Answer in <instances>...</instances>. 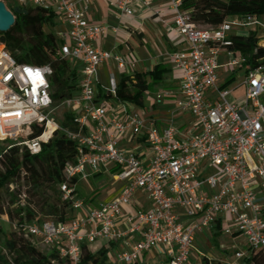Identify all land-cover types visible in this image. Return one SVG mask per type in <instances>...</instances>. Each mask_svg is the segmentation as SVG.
<instances>
[{
  "label": "built area",
  "instance_id": "2783aa9c",
  "mask_svg": "<svg viewBox=\"0 0 264 264\" xmlns=\"http://www.w3.org/2000/svg\"><path fill=\"white\" fill-rule=\"evenodd\" d=\"M15 1L19 7L30 4L46 12L52 9L67 26L65 33L55 35L56 56L78 64L80 77L78 94L61 103L75 110L72 123L76 129L61 128L53 117L49 93L51 67L19 64L0 43V142L4 151L16 146L36 156L56 131L75 143L77 150L75 163L66 165L58 187L60 200L75 215L68 222L8 221L12 229L57 252L69 264H80L82 246L98 241L122 243V249L106 264H137L155 251L163 256L164 264H186L195 250L197 234L211 231L222 217V233L237 234L245 243V251L234 252L233 260L224 264H241L251 254L264 252V219L254 193L255 188L264 190V65L246 70L240 102L231 99L230 90L216 84L220 52L226 54L230 67L246 68V58L231 49V31H262L264 20L230 17L217 27L202 29L182 10L183 0H167L172 27L184 45L169 55L172 68L180 72L179 98L164 129L150 125L145 130L138 113H127L125 120H106L107 105L95 102L94 84L102 65L108 63L124 73L135 70L137 61L93 45L108 29L87 19L90 0ZM114 8L120 16L132 17L136 9L147 10L149 2L116 0ZM207 90L212 91V99L206 98ZM115 92L111 75L106 93L114 96ZM170 95L165 91L156 95V101ZM177 115L193 119L186 137L174 126ZM50 123L53 129H49ZM34 125H43L44 130L30 138ZM144 130L147 156L118 148V136H139ZM203 161L214 170L206 178L199 174ZM101 169L123 186L115 198L87 206L77 198L76 185ZM73 179L76 184L71 183ZM204 185L218 190L208 196L202 191ZM138 191L146 195L150 207L124 214ZM183 219L192 222L184 224Z\"/></svg>",
  "mask_w": 264,
  "mask_h": 264
},
{
  "label": "trees",
  "instance_id": "16d2710c",
  "mask_svg": "<svg viewBox=\"0 0 264 264\" xmlns=\"http://www.w3.org/2000/svg\"><path fill=\"white\" fill-rule=\"evenodd\" d=\"M25 14H15L14 25L6 33H0L2 43L13 59L24 65H49L52 69L49 93L53 107L66 99L76 96L79 77L77 67L67 59L58 58L57 38L44 27L51 22L47 12L37 6L19 7ZM11 12L13 8H8ZM182 10L191 21L200 27L214 28L230 17L253 16L264 20V0H183ZM264 35V29L261 31ZM232 47L246 58V70L264 65V47L258 45L256 33L248 36H231ZM148 85L138 74L124 77L116 84L114 96H104L117 102L142 105L143 94ZM73 115L64 114L59 123L61 128L75 130ZM43 125L31 128L30 138L43 132ZM75 143L68 140L61 131L54 132L52 138L42 145L38 155L32 156L24 148L13 146L4 151L0 142V217L5 216L10 223H38L45 220L68 222L73 215L67 203L60 200L59 185L64 180L66 165L76 161ZM76 184V180L71 181ZM24 195V202L20 196ZM31 198V199H30ZM5 236V247L10 255L8 261L0 254V264H69L57 252L38 251L30 238L20 230L4 235L0 225V239ZM91 246H82L80 264H106L110 260V250L100 248L95 252ZM137 264H144L139 262ZM200 264H224L202 258ZM241 264H264V252L258 251L244 259Z\"/></svg>",
  "mask_w": 264,
  "mask_h": 264
},
{
  "label": "crops",
  "instance_id": "0c3cea01",
  "mask_svg": "<svg viewBox=\"0 0 264 264\" xmlns=\"http://www.w3.org/2000/svg\"><path fill=\"white\" fill-rule=\"evenodd\" d=\"M149 8L136 9V14L132 17L119 15L114 8L116 0H90L86 17L90 23L95 25H102L107 27V33L97 43H93L95 47L100 50L124 56L126 58H133L137 61L135 70L120 72L114 66L108 63L102 65L98 70L97 80L94 84L95 102L97 104H105L108 109L105 119H120L125 120L127 113L134 111L139 114L144 121L145 130L150 125L156 126L159 130L164 129L170 120V114L173 110L175 100L179 98L178 90L180 84V72L172 68L169 55L184 48L179 36L172 27L173 15L169 9L167 0H147ZM17 3V2H16ZM6 5V4H5ZM27 6H31L28 4ZM6 7H8L6 5ZM19 5L17 4V6ZM14 8V6L12 7ZM51 22L47 24L49 31L57 35L58 33H65L67 26L60 21L50 9L47 12ZM251 33H256L259 39L258 45L264 47V35L259 34L258 31L245 29L238 31L233 29L231 36H248ZM227 56L222 51L218 55L219 69L217 71V86L230 90L231 99L237 102L242 100L245 93L244 79L246 76V68L242 67L232 68L227 64ZM77 67V74L80 77V66L73 64ZM138 74L144 78L145 83L148 85L147 90L143 94L142 105H135L128 103L123 105L106 95V89L109 87V80L111 75L115 84H118L124 77H132ZM170 92L171 95L164 97L160 101H156V95L163 92ZM78 94V91H77ZM207 99L214 97L212 91L207 90L205 93ZM71 114L75 110L69 111ZM193 119L189 115L175 116L174 126L181 137H186L192 131ZM90 129V126H89ZM145 130L139 136H118V148L120 150L133 152L140 157L147 156L148 147L145 141ZM196 132V131H195ZM264 136V135H263ZM113 172V171H111ZM214 173L206 161H203L199 167V174L201 178H206ZM105 179L102 181V179ZM110 180L118 183L120 186L117 194L103 201L97 199H89V185L86 183H96L93 190L101 189V191L110 184ZM81 182V184H80ZM123 186V183L114 181L110 175L106 173L105 169H101L97 173H91L88 179L79 181L76 185V196L79 200L84 202L87 206H95L98 203L109 201L115 198ZM218 188L210 190L206 185L202 187V191L206 195L216 193ZM104 191V190H103ZM255 197L261 206V214L264 219V190L255 188ZM150 203L144 193L138 191L134 197L131 208H126L124 214H130L133 210H147ZM75 215V213H73ZM184 224L192 222V220L183 219ZM123 230V226L118 227ZM223 221L222 217H218L211 231H203L198 233L202 242H211L216 248L218 258L211 256L200 255L196 260L194 259V251L186 264H200L202 258L209 261L224 262L228 254L225 253L227 247H233L236 251H245V243L241 236L233 234L231 236L222 233ZM222 235L229 239L228 244H222ZM104 249H109L111 255L122 249L121 242L104 241ZM97 251V250H96ZM223 252V253H222ZM159 251L153 252L147 257L158 258L156 264H164V258L158 257ZM223 254V255H220ZM145 258H140V262H145ZM113 258V256H112Z\"/></svg>",
  "mask_w": 264,
  "mask_h": 264
},
{
  "label": "rangeland",
  "instance_id": "374dc122",
  "mask_svg": "<svg viewBox=\"0 0 264 264\" xmlns=\"http://www.w3.org/2000/svg\"><path fill=\"white\" fill-rule=\"evenodd\" d=\"M3 1L7 6L8 8H12L13 6H17V3L15 0H1ZM259 20L262 22L263 19L260 17ZM202 29H207V27H200ZM44 31L47 32L49 31L47 25L44 27ZM258 33L259 34H262L261 31L258 30ZM70 111V109H66L65 107L58 105L56 107H54V114H53V117L55 119V121L57 123H60L64 117V114L65 113H68ZM105 180L104 178L102 179V181ZM81 184V182H80ZM87 185H89V199L93 200V199H97V201H103L105 199H108L112 196H115L120 188L121 185H119L118 183H114L112 180H110V184L105 187L102 191L101 189H97V190H93L94 187H96L97 185H95L96 183H86ZM31 199V198H30ZM0 225L2 227V230H3V233L4 235H7L9 234L10 232L13 231L12 227L10 226V224L8 223V220L6 219V217H3L1 220H0ZM5 236H3V238L0 239V254L1 255H5L7 260L9 261L10 260V255L5 247ZM222 244H228L229 242V239L222 235ZM32 243L34 244L35 248L40 251L41 253L43 254H47L49 253V250L45 247H43L42 245H40L38 243V241H35L33 240ZM104 241H98L96 243H94L93 245H91L90 247V250L92 252H95L96 250L100 249V248H103L104 249V246H107L106 243L103 245ZM194 259L196 260L200 255H208V256H211L212 258H218V253L216 251V248L212 245L211 242H202L201 239L199 238V236L195 239V242H194ZM225 253L228 254V258L226 257L224 259V261H226L227 259H230V260H233V257H234V252H235V249L233 247H227V249H225ZM223 253V252H222ZM114 255V254H113ZM111 253H110V260L109 262L112 260V256ZM158 257L162 258L163 259V256L161 254H157ZM220 255H223V254H220ZM158 258L155 257H147V259H145V262L144 264H156L155 261H157ZM160 264V263H159Z\"/></svg>",
  "mask_w": 264,
  "mask_h": 264
},
{
  "label": "water",
  "instance_id": "95a60500",
  "mask_svg": "<svg viewBox=\"0 0 264 264\" xmlns=\"http://www.w3.org/2000/svg\"><path fill=\"white\" fill-rule=\"evenodd\" d=\"M13 13L25 14V10L19 7H14L12 12L7 9L5 3L0 0V33H6L14 25L15 18Z\"/></svg>",
  "mask_w": 264,
  "mask_h": 264
},
{
  "label": "bare ground",
  "instance_id": "6f19581e",
  "mask_svg": "<svg viewBox=\"0 0 264 264\" xmlns=\"http://www.w3.org/2000/svg\"><path fill=\"white\" fill-rule=\"evenodd\" d=\"M53 128H54L53 123H50V124H49V129H53Z\"/></svg>",
  "mask_w": 264,
  "mask_h": 264
},
{
  "label": "snow or ice",
  "instance_id": "6c2138e0",
  "mask_svg": "<svg viewBox=\"0 0 264 264\" xmlns=\"http://www.w3.org/2000/svg\"><path fill=\"white\" fill-rule=\"evenodd\" d=\"M37 76H39V73H36ZM42 82V81H41Z\"/></svg>",
  "mask_w": 264,
  "mask_h": 264
}]
</instances>
